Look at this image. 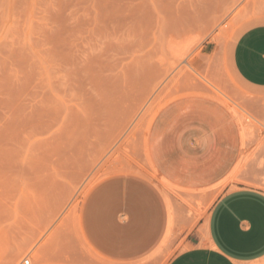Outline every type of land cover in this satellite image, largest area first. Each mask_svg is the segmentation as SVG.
Instances as JSON below:
<instances>
[{"label":"rangeland","instance_id":"rangeland-1","mask_svg":"<svg viewBox=\"0 0 264 264\" xmlns=\"http://www.w3.org/2000/svg\"><path fill=\"white\" fill-rule=\"evenodd\" d=\"M260 21L264 0H0L1 156L61 173L71 187L68 217L105 177L153 183L169 201L170 231L127 264H168L190 238L176 232L178 217L205 213L212 202L158 177L148 154L151 122L184 95L220 100L243 139L230 181L264 191V93L245 86L230 61L239 32ZM80 248L83 264H118Z\"/></svg>","mask_w":264,"mask_h":264},{"label":"crops","instance_id":"crops-1","mask_svg":"<svg viewBox=\"0 0 264 264\" xmlns=\"http://www.w3.org/2000/svg\"><path fill=\"white\" fill-rule=\"evenodd\" d=\"M230 61L245 86L264 93V21L239 32ZM242 152L237 118L212 96L178 97L153 118L148 154L158 177L185 197L212 202L205 213H197L203 207L192 217H178L176 232L190 238L168 264H256L264 259V191L230 181ZM2 153L0 264H23L25 255L33 264H83L81 244L109 262L134 263L156 250L170 231L168 199L138 175L101 179L85 195L78 214L68 217L64 204L71 187L61 173L28 163L18 168Z\"/></svg>","mask_w":264,"mask_h":264},{"label":"built area","instance_id":"built-area-1","mask_svg":"<svg viewBox=\"0 0 264 264\" xmlns=\"http://www.w3.org/2000/svg\"><path fill=\"white\" fill-rule=\"evenodd\" d=\"M29 263H30V258L27 256L26 258H24L23 264H29Z\"/></svg>","mask_w":264,"mask_h":264},{"label":"bare ground","instance_id":"bare-ground-1","mask_svg":"<svg viewBox=\"0 0 264 264\" xmlns=\"http://www.w3.org/2000/svg\"><path fill=\"white\" fill-rule=\"evenodd\" d=\"M245 105V104H244Z\"/></svg>","mask_w":264,"mask_h":264}]
</instances>
